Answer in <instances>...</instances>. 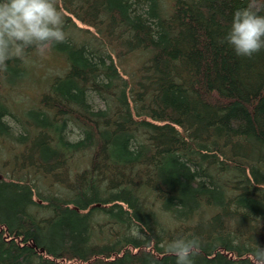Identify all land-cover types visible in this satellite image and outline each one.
<instances>
[{"label": "trees", "instance_id": "trees-1", "mask_svg": "<svg viewBox=\"0 0 264 264\" xmlns=\"http://www.w3.org/2000/svg\"><path fill=\"white\" fill-rule=\"evenodd\" d=\"M54 2L68 39L0 67V264H175L181 235L264 264V49L224 40L252 0Z\"/></svg>", "mask_w": 264, "mask_h": 264}, {"label": "clouds", "instance_id": "clouds-1", "mask_svg": "<svg viewBox=\"0 0 264 264\" xmlns=\"http://www.w3.org/2000/svg\"><path fill=\"white\" fill-rule=\"evenodd\" d=\"M264 0H252L234 10L224 40L237 56L251 57L264 49ZM68 39L65 20L54 0H0V67L10 54L33 49L45 56ZM201 248L198 236H177L166 243L175 264H195Z\"/></svg>", "mask_w": 264, "mask_h": 264}, {"label": "bare ground", "instance_id": "bare-ground-1", "mask_svg": "<svg viewBox=\"0 0 264 264\" xmlns=\"http://www.w3.org/2000/svg\"><path fill=\"white\" fill-rule=\"evenodd\" d=\"M79 211V210H78ZM251 257V256H250Z\"/></svg>", "mask_w": 264, "mask_h": 264}]
</instances>
